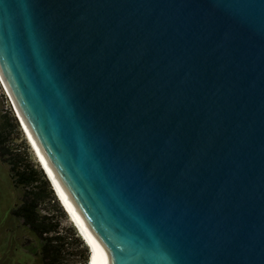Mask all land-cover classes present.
I'll use <instances>...</instances> for the list:
<instances>
[{
  "label": "water",
  "instance_id": "water-1",
  "mask_svg": "<svg viewBox=\"0 0 264 264\" xmlns=\"http://www.w3.org/2000/svg\"><path fill=\"white\" fill-rule=\"evenodd\" d=\"M0 77L89 264H264V0H0Z\"/></svg>",
  "mask_w": 264,
  "mask_h": 264
},
{
  "label": "trees",
  "instance_id": "trees-1",
  "mask_svg": "<svg viewBox=\"0 0 264 264\" xmlns=\"http://www.w3.org/2000/svg\"><path fill=\"white\" fill-rule=\"evenodd\" d=\"M9 111L0 119V156L10 165L16 185L25 191L14 213L41 239L42 264H89L88 244L70 220L44 168L33 162L26 139L18 142L16 135L22 137L23 131L17 115ZM62 217L67 224H62Z\"/></svg>",
  "mask_w": 264,
  "mask_h": 264
},
{
  "label": "rangeland",
  "instance_id": "rangeland-1",
  "mask_svg": "<svg viewBox=\"0 0 264 264\" xmlns=\"http://www.w3.org/2000/svg\"><path fill=\"white\" fill-rule=\"evenodd\" d=\"M8 111L16 115L14 104L0 77V119ZM22 133V137L16 135L18 142L26 139L30 145L24 131ZM29 153L33 162H38L31 145ZM24 193L23 186L16 185L10 165L0 156V264H42L41 239L14 213L22 203ZM61 221L63 225L68 222L64 217Z\"/></svg>",
  "mask_w": 264,
  "mask_h": 264
},
{
  "label": "bare ground",
  "instance_id": "bare-ground-1",
  "mask_svg": "<svg viewBox=\"0 0 264 264\" xmlns=\"http://www.w3.org/2000/svg\"><path fill=\"white\" fill-rule=\"evenodd\" d=\"M9 95V94H8ZM14 108H15V106H14ZM15 112H16V115H17V118H18V120H19V122H20V124H21V127H22V129H23V131H24V133H25V135H26V137H27V139H28V141H29V143H30V145H31V148H32V150L34 151V154H35V156H36V158H37V160H38V162L40 163V165L42 166V163H41V161H40V159H39V157H38V155H37V153H36V151H35V149H34V147H33V145H32V143H31V141H30V139H29V137H28V134H27V132H26V130H25V128H24V126H23V124H22V121H21V119H20V117H19V115H18V112H17V110H16V108H15ZM43 167V166H42ZM60 201H61V199H60ZM61 203H62V205H63V202L61 201ZM63 207H64V205H63ZM65 208V207H64ZM68 209V208H67ZM68 213V212H67ZM69 215V214H68ZM70 216V215H69ZM70 219H71V221L72 222H76L75 221V219L73 218V216L71 215L70 216ZM78 225V224H77ZM79 230H80V235L82 236V235H84L83 234V232H82V230L80 229V227H79ZM78 230V231H79ZM83 237V236H82ZM84 237H85V235H84ZM86 238V237H85ZM87 239V238H86ZM88 241V240H87ZM89 242V241H88ZM91 245V244H90ZM92 252V254H93V250L91 251ZM92 258V257H91ZM90 258V259H91ZM91 264V263H90Z\"/></svg>",
  "mask_w": 264,
  "mask_h": 264
},
{
  "label": "clouds",
  "instance_id": "clouds-1",
  "mask_svg": "<svg viewBox=\"0 0 264 264\" xmlns=\"http://www.w3.org/2000/svg\"><path fill=\"white\" fill-rule=\"evenodd\" d=\"M75 223V222H74ZM76 226H77V224H75ZM77 228H78V226H77ZM78 230H79V228H78ZM79 232H80V230H79ZM81 233V232H80Z\"/></svg>",
  "mask_w": 264,
  "mask_h": 264
}]
</instances>
